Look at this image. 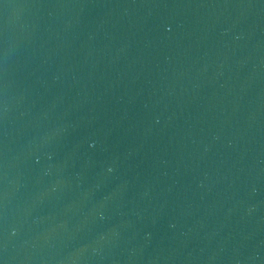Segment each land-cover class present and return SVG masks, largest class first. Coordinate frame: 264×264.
Here are the masks:
<instances>
[{"label":"water","instance_id":"95a60500","mask_svg":"<svg viewBox=\"0 0 264 264\" xmlns=\"http://www.w3.org/2000/svg\"><path fill=\"white\" fill-rule=\"evenodd\" d=\"M0 264H264V0H0Z\"/></svg>","mask_w":264,"mask_h":264}]
</instances>
